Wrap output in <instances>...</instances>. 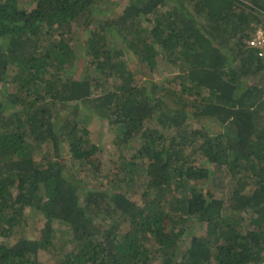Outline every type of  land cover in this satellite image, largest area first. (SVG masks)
Instances as JSON below:
<instances>
[{"label":"trees","instance_id":"obj_1","mask_svg":"<svg viewBox=\"0 0 264 264\" xmlns=\"http://www.w3.org/2000/svg\"><path fill=\"white\" fill-rule=\"evenodd\" d=\"M101 2L0 0V264H264V0Z\"/></svg>","mask_w":264,"mask_h":264},{"label":"rangeland","instance_id":"obj_2","mask_svg":"<svg viewBox=\"0 0 264 264\" xmlns=\"http://www.w3.org/2000/svg\"><path fill=\"white\" fill-rule=\"evenodd\" d=\"M21 4L24 6H30L33 3V0H20ZM125 4V0H102L101 2V8L102 11H98V15H106L111 12L112 9L116 8V10L120 9L119 7L123 6ZM134 61L132 64H134ZM165 67L163 70L161 68L156 69L155 71H152L150 74L152 77L155 79H163L165 77H168L172 73V67H168V65H164ZM10 73L13 72V67L10 68L9 70ZM258 78H255L257 80ZM4 82H0V94H2V89L4 87ZM13 110V109H12ZM89 115V119L87 118V115H85V121L88 125V127L94 131V133H91V141L89 142L90 144L94 145H99L102 146V149L98 147L93 149L92 155L90 158L96 159L97 163L101 164L105 163L108 165L111 161L112 158L116 157V142H115V132L112 131L109 128V124L107 123L105 118L93 115L91 116L88 112L86 113ZM97 156H100L98 158ZM98 166V165H97ZM96 166V168H97ZM103 166V165H102ZM100 168L99 171L104 172L105 166ZM115 172V168L112 167V173ZM30 211V212H29ZM29 212V213H28ZM12 215H9L8 217H11ZM16 219H14V222H20L19 224L16 225V233L19 235L22 234H35L37 232V228L40 227L43 223V215L28 209L24 216H15ZM54 223L57 227L61 226V223L56 219L54 220ZM65 225V224H64ZM64 228V226H62ZM202 228L200 224L196 225L194 227V230L200 231ZM16 237L11 236L9 238L10 241H13ZM66 238V237H65ZM67 239V238H66ZM4 240L3 238L0 239V241ZM63 238L58 241V244H63ZM50 254L47 252H43L42 257L43 258H48Z\"/></svg>","mask_w":264,"mask_h":264},{"label":"built area","instance_id":"obj_3","mask_svg":"<svg viewBox=\"0 0 264 264\" xmlns=\"http://www.w3.org/2000/svg\"><path fill=\"white\" fill-rule=\"evenodd\" d=\"M248 44L257 50L259 56H264V25H258L248 39Z\"/></svg>","mask_w":264,"mask_h":264}]
</instances>
